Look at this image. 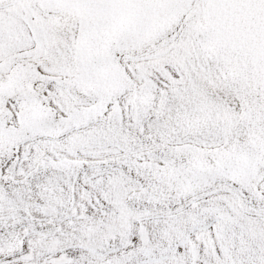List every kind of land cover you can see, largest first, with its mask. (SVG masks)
Returning a JSON list of instances; mask_svg holds the SVG:
<instances>
[{
  "label": "rangeland",
  "instance_id": "obj_1",
  "mask_svg": "<svg viewBox=\"0 0 264 264\" xmlns=\"http://www.w3.org/2000/svg\"><path fill=\"white\" fill-rule=\"evenodd\" d=\"M45 1L44 7L36 0L0 1V92L22 85L15 75L31 68L26 86L37 90L42 105L68 116L94 104L77 88L82 28L72 8L100 1ZM47 1L70 9L53 25V36L41 25L53 17ZM187 1L175 32L150 50L132 51L163 35L174 11L141 46L117 51H124L118 61L133 85L107 102L103 117L13 142L0 163V264H264V169L249 196L211 171L214 181L204 188L167 204L152 199L150 167L159 171L182 158L191 168L197 163L188 153L231 148L247 107L198 49L208 1H189L181 10ZM152 84L146 109L136 88ZM0 101L9 130L25 129L21 99L8 91ZM127 160L134 167L120 163Z\"/></svg>",
  "mask_w": 264,
  "mask_h": 264
},
{
  "label": "bare ground",
  "instance_id": "obj_2",
  "mask_svg": "<svg viewBox=\"0 0 264 264\" xmlns=\"http://www.w3.org/2000/svg\"><path fill=\"white\" fill-rule=\"evenodd\" d=\"M36 1L43 7L46 2ZM99 1L100 3L92 6L72 8L78 12L82 28V39L76 51L80 58L79 64H82V66L78 65L80 76H76V79H81L82 82L77 88L93 99L94 104L90 107H75L70 115L59 116L51 106L44 105L45 103L42 105V98L39 99L35 93L37 90L31 92L29 86H26L29 84L27 79H30L31 73L32 75L35 73L34 70L28 68L26 72L21 71L19 77L16 75L15 77L22 85L16 84L8 89H2L0 97L7 96L9 91L21 99L23 109L20 119L25 129L18 130L11 127L12 132L9 130V125H6L9 112L0 101V163L11 155L15 140L14 147L19 144L18 140L21 142L27 136L33 137L35 132L39 134L37 136L58 135L103 117L107 102L109 100L117 102V96L133 85L118 61L119 53L124 51H117L119 49L129 51L133 47L141 46L155 35L153 32L164 23L163 20L171 11H174L172 19L165 23V27L168 23L169 26L163 31V35L132 51L150 50L156 45V41L163 40L169 33L175 32L184 13L182 11L178 13L183 3L181 0ZM189 1L181 10L189 7ZM207 1L206 22L199 23L197 29L198 49L209 67H212L216 74L225 79L224 82L235 91L243 94L244 100L241 104L247 107L236 131L235 142L231 148L226 147L213 155V152H210L209 154L214 156L210 161L211 164L206 162V159H211L208 153L203 152L205 154L202 155L192 151L188 153V157L194 160L197 166L189 168L187 164L180 162L182 158H178L176 163H170L171 166L159 171L150 167L148 171L152 178L150 187L152 199H159L165 204L170 198L183 196L189 190L208 186L214 181L210 179L211 171L222 172L218 177L236 183L247 191L248 194H245L249 196L255 189L257 178L262 175L261 169H264V2L263 0ZM48 3L50 4L46 6L47 11L53 14V17L47 18V21L49 20L47 24L42 21L41 25L44 27L43 32L49 31L53 36L54 26L58 27V21L61 23V18L70 9L65 5ZM255 7H259L262 11H254ZM53 11L63 12L52 13ZM129 21L132 23L128 24ZM154 91V85L153 87L147 85L142 89L136 88L137 100L141 107L147 109V105L152 102ZM229 148L230 151L225 153ZM120 163L130 168L135 165V161L131 160ZM137 168L147 170L149 167L140 165ZM203 181L209 182L203 183ZM175 187L181 188L179 190L181 194L174 190ZM51 191L47 189L48 193ZM10 234L13 235L14 232L11 231Z\"/></svg>",
  "mask_w": 264,
  "mask_h": 264
},
{
  "label": "water",
  "instance_id": "obj_3",
  "mask_svg": "<svg viewBox=\"0 0 264 264\" xmlns=\"http://www.w3.org/2000/svg\"><path fill=\"white\" fill-rule=\"evenodd\" d=\"M181 1H182V2H185V1H187V0H181ZM190 1L192 2L193 0H190ZM206 1H207V0H206ZM263 2H264V0H263ZM254 11H262V10H260L259 7H255V10H254ZM136 21H137V20H136ZM136 21H135V22H136ZM163 21H164V20H163ZM130 23H132V22L129 21L128 24H130ZM133 23H134V22H133ZM236 187H237V186H236Z\"/></svg>",
  "mask_w": 264,
  "mask_h": 264
}]
</instances>
